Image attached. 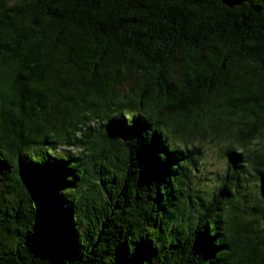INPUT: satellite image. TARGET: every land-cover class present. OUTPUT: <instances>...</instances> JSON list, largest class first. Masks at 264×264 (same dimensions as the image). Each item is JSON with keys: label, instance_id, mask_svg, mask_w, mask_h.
<instances>
[{"label": "trees", "instance_id": "1", "mask_svg": "<svg viewBox=\"0 0 264 264\" xmlns=\"http://www.w3.org/2000/svg\"><path fill=\"white\" fill-rule=\"evenodd\" d=\"M53 260L264 264V0H0V264Z\"/></svg>", "mask_w": 264, "mask_h": 264}, {"label": "rangeland", "instance_id": "2", "mask_svg": "<svg viewBox=\"0 0 264 264\" xmlns=\"http://www.w3.org/2000/svg\"><path fill=\"white\" fill-rule=\"evenodd\" d=\"M228 141L229 139L226 137H221L213 141L204 142L203 146L205 149H203L202 157L198 161V166L200 167L197 172L200 178V181H198L199 187H213L218 182L226 166V162L221 155ZM248 199L253 201L254 197L248 195Z\"/></svg>", "mask_w": 264, "mask_h": 264}, {"label": "water", "instance_id": "3", "mask_svg": "<svg viewBox=\"0 0 264 264\" xmlns=\"http://www.w3.org/2000/svg\"><path fill=\"white\" fill-rule=\"evenodd\" d=\"M38 264H60V263L57 260H53V261L48 262V263H38Z\"/></svg>", "mask_w": 264, "mask_h": 264}]
</instances>
